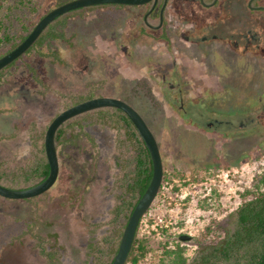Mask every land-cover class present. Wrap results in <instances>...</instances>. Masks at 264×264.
I'll return each mask as SVG.
<instances>
[{"label":"rangeland","instance_id":"obj_1","mask_svg":"<svg viewBox=\"0 0 264 264\" xmlns=\"http://www.w3.org/2000/svg\"><path fill=\"white\" fill-rule=\"evenodd\" d=\"M96 13L82 14L83 20L78 26L84 32L96 21L102 24ZM103 15L112 19L109 12ZM253 16L255 25L264 23V12ZM32 20L34 22L35 18ZM120 21L116 19L118 25ZM255 29L259 30L257 26ZM112 36V31L99 37L95 35L89 45L78 38L70 46L59 45L60 41L46 45L47 83L45 91L40 89L45 105L38 115L40 121L36 129H45L55 115L70 105V98L86 95L88 88L95 96L117 98L129 104L155 137L166 174L162 181L163 194L154 199L136 232L137 239L148 241L155 250L139 264H155L161 254V244L164 241L180 242L181 235L191 237L189 241L180 242L186 247L184 256L190 262L198 255V244L203 240L202 233L208 222L215 221L213 229L217 230L229 227L240 203L239 193L251 188L264 174V39L259 48L254 47L246 53L239 49L237 59L212 56L205 62L204 66L212 65L211 74L207 72V81L213 87L217 86L213 92L208 88L204 91L197 88L191 93L173 95L156 88L154 78L147 73L159 69L157 61L162 59V54H171L163 45L138 42L133 45L136 57L129 58L122 66V30L115 32L114 41L106 42ZM56 49L59 61L50 57ZM136 59L137 67L132 65ZM164 60L168 66L167 57ZM197 61H192L194 67L198 65ZM145 76L152 91L145 82L142 86L136 84L139 79L146 81ZM17 80L19 83L27 81L26 73ZM1 91L0 159L10 157L21 163L31 149L27 129L34 125V116L20 98L15 101V88L10 92L13 97L10 104H3L7 94L4 87ZM213 120L222 124L208 129L207 123ZM225 121L231 123L230 127ZM95 130L104 139L114 132L95 120L85 124L83 132ZM106 130L108 135H105ZM113 135L119 138L121 132ZM104 143L108 149V142ZM101 148L91 149L81 135L61 152L57 181L46 193L32 200L0 197V264H50L37 252L32 236L48 233L57 236L55 241L48 239L45 243L47 251L55 253L54 263L108 264L113 247L107 251L102 237L117 230L118 224L109 212L98 211L100 203L96 202L95 189L92 196L86 195L89 187L79 196L74 168L78 161L88 171L86 156H92V150L95 151L96 161L99 159L107 165L109 175L105 190L100 189V196L113 194L110 205H114L124 192L116 188L106 190L107 182L117 177L113 162L117 158L131 160L134 146L129 142L122 149ZM91 173L89 170L84 180L89 179ZM30 228L32 234L28 233ZM92 240H95L96 248L100 246L101 253L89 252L87 244Z\"/></svg>","mask_w":264,"mask_h":264},{"label":"flooded vegetation","instance_id":"obj_2","mask_svg":"<svg viewBox=\"0 0 264 264\" xmlns=\"http://www.w3.org/2000/svg\"><path fill=\"white\" fill-rule=\"evenodd\" d=\"M35 1H38V3L40 2L41 5L34 15L31 13L27 15L28 21L25 23V27H30L31 31L37 22L48 12L72 0H49V3L47 4V0ZM262 2L263 0H149L148 2L140 5L104 4L75 9L55 18L50 24H48V26L41 32L33 44L21 56L0 70V89L4 87L6 90L4 93L7 94L3 100V104H10V99H13L10 92L13 88H15L17 92V98L15 101L20 98L26 104V106L28 105L30 113L34 116V126L37 127L36 125L40 121V117L38 115L43 109L42 105H45V100L42 98L40 89L45 91L47 83V81H45V66L47 60V53L45 49L46 45L60 41L59 45L66 44L70 46L75 38L80 39L81 43H86L89 45L93 43L95 35L99 37V35H104L106 31L113 32V36L111 37L110 41H106L111 43L114 41L115 32H119V29L122 30V45H120V48H122V66L126 65V62L130 60L129 58L136 57L133 45H138V42H146L151 45H163V48L165 47V49L171 54H162L160 56L162 59L157 61V66H159V69L156 68L151 72L147 71L148 75L154 78L156 88L167 90L173 95L182 94L184 92L191 93L192 89L197 88L203 91L209 89L213 92L217 86L214 85L213 87V85L207 81L208 75L212 72V65L208 64V67L207 65L204 66L205 62L207 63L209 58L212 56H215L216 58L223 57L237 59V51L239 49H241L242 53H246L252 50L254 47H260L261 41L264 39V23L259 22V24L255 25L253 14L264 12V5ZM110 9L112 10L108 11ZM106 11L109 12L112 19L108 20L109 16L106 17L103 15V13H107ZM86 12H97V17L99 21L102 22V24H99L96 21L90 30L88 29L87 32H84V30L80 28L78 24H80L83 20L81 15ZM64 16L66 17V20L61 22L59 19ZM34 18L35 21L33 22L32 19ZM117 18L121 19L119 25L116 22ZM75 25L77 28H75ZM255 26H257L259 30H256ZM185 52L186 54H189V52L195 53L191 55L187 54L188 56H186ZM58 53L59 51L56 49L50 57L59 61L58 58L60 59V57ZM2 56H0V58ZM165 57H167V62L169 63L168 66L164 62L166 61L164 60ZM193 60H198V65L196 66L197 68L192 64ZM136 61L137 59L132 64L135 67H137V64L135 63ZM207 72H209L208 75ZM25 73L28 80L24 81L23 83H19L17 80L18 76L23 77ZM215 75L218 77V73H215ZM144 79H146V81L139 79L136 81V84L142 86V84L145 82L146 87L150 88V84H148L149 79L146 76ZM151 89L152 88H150V90ZM135 91L137 90L135 89ZM1 93L3 92L1 91L0 94ZM78 97H87L85 100H88L103 96H95L93 94V90L88 88L86 95L74 96L75 99L70 98L69 102H71L68 107L80 103L77 101ZM181 109L182 106H180V110ZM99 117V113L94 110L69 120H75L77 123V125L73 126L77 135L65 145H58L55 142L59 168L61 152L69 145H73L74 142L78 141L81 135H84L89 146L94 150H96L97 147H104L107 149V145L104 142H108L109 144V148L107 150H110V147L113 149L118 147V149H122L125 148V145L128 144L129 141H131L127 136L126 126L123 125L122 128H112L108 124L101 122ZM90 120H95L98 124L108 127L110 130H112V132L114 131L113 134L121 132V135H119V138L115 135L114 138V135L111 133L107 138L104 139L102 138L101 133L96 130L84 133V125L89 124ZM224 123L226 126L230 127V122L225 121ZM221 124L222 123L220 121L213 120V122L207 123L206 127L208 129H213V127L218 125L220 126ZM106 132L105 135H108L107 130ZM66 136L68 137L69 135L67 134ZM120 141L122 142L123 147L120 146ZM29 142L31 149L27 158L21 162H27L30 154L33 151V145L30 139ZM132 152L135 154V148H133ZM83 154L85 155L84 152ZM91 154L93 155L86 156L88 159V169L92 170L89 179L84 180L89 170L87 171L83 168V166L79 165L78 161L76 162L74 168L78 177L76 184L80 188H78L79 196L88 187L89 191L86 195L92 196L91 192L95 189V196L98 198L96 202L99 201L100 203L99 206L97 205L98 211H100L102 214H104V211L109 212L113 219L115 218V215L111 213L112 210L117 205H122V199H124L126 195L124 193L123 196H119L117 202H115L114 205H110L112 199L114 198L113 194L105 197L100 196V189H104L105 181L109 177L107 165L103 161L100 163L99 161L101 160L99 159L96 161L97 157L94 155L95 151L92 150ZM74 156L75 159H77L76 157L78 156V150L74 152ZM2 159L10 160L11 158L6 157ZM128 160L129 159L127 158V160L122 161L121 159L117 158L113 162V168L117 173V177L116 179H111L107 182L108 188L106 190L116 188L119 190V192L121 191V193L122 190L125 192L127 177L124 173L125 169L122 168V162L125 163L128 162ZM37 197L24 200H32ZM74 199H76V197H74ZM123 215H125V212ZM122 220H124V216L120 214L118 218L115 219L116 223L118 224L116 228L117 230L114 229L113 232L109 234V236L102 237V242L104 243L103 246H105L104 248H106L107 251H110V247L114 248L116 245L118 248L119 242L117 243V237L120 232V228L122 227ZM189 240H191V237ZM96 246L95 240H92L87 244V249L91 254L101 253L99 249L100 246L98 245V248H96Z\"/></svg>","mask_w":264,"mask_h":264},{"label":"trees","instance_id":"obj_3","mask_svg":"<svg viewBox=\"0 0 264 264\" xmlns=\"http://www.w3.org/2000/svg\"><path fill=\"white\" fill-rule=\"evenodd\" d=\"M40 5L41 3L35 0H0V56L11 51L27 37L31 31L30 27H25L28 21L27 15L30 13L34 15ZM59 20L64 22L66 17H61ZM87 97H78L77 101H84ZM95 111L99 113L101 122L112 128L126 126L127 136L131 140L129 142L133 144L136 151L131 160L122 164L127 177L124 192L126 197L122 199V205H117L111 212L115 215L114 221L120 214L124 216L117 237L118 243L133 207L150 182L152 165L143 141L127 116L118 109L105 108ZM75 125H77L75 120L61 125L56 131L55 142L58 145L70 142L77 135L73 127ZM45 130L46 128L41 130L36 129L33 124L29 125L28 134L33 151L27 162L16 163L12 159L0 160L1 186L15 190L25 189L40 183L47 177L49 168L43 146ZM119 144L123 147L121 141ZM165 178L166 174L163 172L162 181ZM212 194L215 195V191H212ZM239 197L240 203L232 215L229 227L217 230L213 229L215 221L208 222L202 233L203 240L198 244V255L191 262H187L184 256L186 247L182 243L173 242L171 244L164 241L160 246L161 254L155 264H264V174L251 188L239 193ZM148 211L140 219L139 224ZM124 212L125 215H123ZM28 233L32 234L33 229H28ZM32 236L36 241L39 254L44 256L48 263L55 264V253L48 252L45 243L48 239L55 241L56 234L48 233L45 236L34 234ZM116 251L117 245L111 251L108 264H111ZM152 252L155 250L148 241L137 239L135 233L125 264H139L147 254Z\"/></svg>","mask_w":264,"mask_h":264},{"label":"water","instance_id":"obj_4","mask_svg":"<svg viewBox=\"0 0 264 264\" xmlns=\"http://www.w3.org/2000/svg\"><path fill=\"white\" fill-rule=\"evenodd\" d=\"M148 1L149 0H72L66 2L42 17L29 35L19 45L0 58V70L21 56L33 44L48 24L61 15L78 8H87L96 5H140ZM103 108L118 109L128 117L140 139L143 141L152 165L150 182L127 219L116 254L111 262V264H125L139 221L156 198L163 177L162 160L156 139L142 117L127 103L111 97H96L74 104L61 111L48 124L44 134V153L49 168L47 177L40 183L26 189L15 190L0 185V197L10 200H24L37 197L48 191L55 184L59 172L55 149V134L57 129L72 118ZM189 239L190 236L188 235H181L179 237L180 242H186Z\"/></svg>","mask_w":264,"mask_h":264},{"label":"built area","instance_id":"obj_5","mask_svg":"<svg viewBox=\"0 0 264 264\" xmlns=\"http://www.w3.org/2000/svg\"><path fill=\"white\" fill-rule=\"evenodd\" d=\"M163 189H164V187H163V184L161 183L160 188H159L158 193H157V196H158L159 194H163V193L161 192V190H163ZM157 196H156V197H157Z\"/></svg>","mask_w":264,"mask_h":264}]
</instances>
